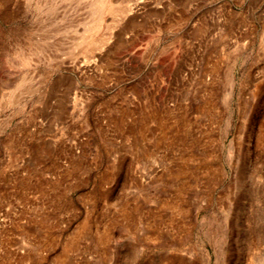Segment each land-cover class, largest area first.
<instances>
[{
    "label": "rangeland",
    "instance_id": "obj_1",
    "mask_svg": "<svg viewBox=\"0 0 264 264\" xmlns=\"http://www.w3.org/2000/svg\"><path fill=\"white\" fill-rule=\"evenodd\" d=\"M0 264H264V0H0Z\"/></svg>",
    "mask_w": 264,
    "mask_h": 264
},
{
    "label": "bare ground",
    "instance_id": "obj_2",
    "mask_svg": "<svg viewBox=\"0 0 264 264\" xmlns=\"http://www.w3.org/2000/svg\"><path fill=\"white\" fill-rule=\"evenodd\" d=\"M112 8V7H111Z\"/></svg>",
    "mask_w": 264,
    "mask_h": 264
}]
</instances>
